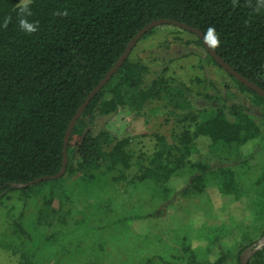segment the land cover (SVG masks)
<instances>
[{"label": "trees", "instance_id": "trees-1", "mask_svg": "<svg viewBox=\"0 0 264 264\" xmlns=\"http://www.w3.org/2000/svg\"><path fill=\"white\" fill-rule=\"evenodd\" d=\"M18 3L0 0V24L12 17L6 29L0 27V239L7 241L6 248L20 253L21 264H103L102 259L114 251L111 245L120 246L134 231L141 215L130 214L134 210L127 208L126 200L116 206L99 203L82 219L69 212L56 219L49 205L54 200L51 195L61 192L68 199L89 191L96 194L97 187L101 194L110 192L108 175L119 163L130 165L129 140L106 130L95 132L92 124L99 116L138 110L154 97H170L175 109L187 110V125L178 141L167 143L161 136L156 157L135 178L153 181L155 197L161 198L156 204L169 205L175 198L193 200L212 187L239 201L254 192V210L264 219V170L250 181L244 177L250 158L264 144L258 116L241 103L229 106V112L225 105L194 110L187 95L192 88L183 82L175 84V77L167 74L168 67L149 80V66L132 58L134 50L78 119L68 144L66 174L13 187L14 182L28 183L60 172L74 115L131 40L153 20H178L201 29L204 35L214 27L220 40L215 51L264 88V8L255 10L257 0H236L235 4L233 0H31L28 19L39 22L38 31L31 35L19 29ZM65 9L68 16L54 15ZM160 29L179 39L189 34L186 43L204 47L210 61L221 66L198 33L173 24L151 29L135 47ZM201 65H195L197 70ZM230 75L264 108L260 93ZM196 81L204 83L199 76ZM178 177L188 178L175 191L170 184ZM45 184H50L47 190L42 188ZM34 192L43 194L45 203L32 200ZM24 194L28 197L23 201ZM149 211L153 216L164 212ZM252 212L236 227L246 231L253 221ZM54 223L56 227L47 232ZM229 226L221 228L229 230ZM220 239H214L221 249L216 260L210 258V249L194 250L192 243H185L170 256L146 247L137 254L144 259L142 264H227L232 254L224 252ZM129 246L123 242L120 247L128 251ZM237 263L242 264L239 254ZM248 264H264V247Z\"/></svg>", "mask_w": 264, "mask_h": 264}, {"label": "rangeland", "instance_id": "rangeland-1", "mask_svg": "<svg viewBox=\"0 0 264 264\" xmlns=\"http://www.w3.org/2000/svg\"><path fill=\"white\" fill-rule=\"evenodd\" d=\"M161 30L163 29L150 35L133 49L132 58L142 59L149 66V80L157 77L168 67L167 74L175 77V84L183 82L192 88L187 95L191 99L194 110L201 107L225 105V109L229 112V106L241 103L258 116V121L264 129L263 106L255 104L250 93L243 91L227 70L212 63L204 47L186 43L190 37L187 33L179 39ZM189 53L192 55L185 57ZM198 64L203 65H201L202 69L197 70L195 65ZM197 76L203 78L204 83L197 82ZM200 91L203 94H199ZM206 94L213 95V97L209 98ZM169 99L170 97L164 96L154 97L138 110L119 111L99 116L92 124L95 132L106 130L118 139L129 140L127 149L131 155L130 165L124 166L119 163L117 164L119 168L108 175L110 186L108 193L101 194L97 187L95 188L96 194L89 191L73 199H68L63 192L52 194L54 200L49 205L51 215L60 219L69 212L75 214L76 219H82L95 210L94 206L99 203L116 206L123 204L124 200L128 201L127 208L134 210L130 214L141 215L136 220L134 231L128 233L126 240L123 241L130 244L128 247L130 252L120 247L123 242L119 243L120 246L111 245L114 251L102 259L103 264H142L144 259L138 258L139 249L143 252L146 247L156 254L170 256V252L180 249L185 243H192L194 250L197 248L210 249V258L216 260L221 252V249L215 245L216 237L221 238L224 252L232 254L227 264H238V254L242 263L245 255L240 252V249L254 242L257 244L264 236L263 216L256 213L253 207L256 200L254 192L249 197L245 196L243 201H239L212 187L206 194L196 199L184 200L180 197L181 199L178 200L175 198L171 204L163 203L160 207L156 203L161 198L155 197L153 181L144 182L135 179L156 157L163 141L161 136L165 137L164 142H177L186 128L187 121H184V114L187 110L175 109V105ZM249 161V167L243 169L245 170L244 177L250 181L264 170V144ZM185 178L174 179L170 186L175 191H179L185 185ZM133 179L136 182H133ZM49 185H42V188L47 190ZM27 197L24 194L21 199L24 201ZM33 197L32 200L40 199L42 203H45L43 194L34 192ZM205 202L209 204L206 205ZM152 209H163L164 212L162 215L153 216L151 214L153 211H149ZM251 209L253 221L246 231L236 227L239 222L247 221ZM123 210L127 209L123 208ZM4 215L6 211L1 213V216L4 217ZM229 223L230 229L228 230ZM224 224L227 227L221 228ZM55 227L54 223L48 227L47 232L50 233ZM4 243L7 241L0 239V264H21L20 253L6 248ZM132 251L135 253L131 256ZM126 255L130 256L125 257Z\"/></svg>", "mask_w": 264, "mask_h": 264}, {"label": "water", "instance_id": "water-1", "mask_svg": "<svg viewBox=\"0 0 264 264\" xmlns=\"http://www.w3.org/2000/svg\"><path fill=\"white\" fill-rule=\"evenodd\" d=\"M163 24L177 25V26H180V27H182L184 29L191 30V31H194V32L198 33L204 39V43H205V46H206L207 50L210 52V54L219 62V64L225 70H227L230 74L234 75L238 80H240L241 82H243L244 84H246L247 86L252 88L253 90H256L258 93H260L264 97V88L263 87H261L257 83L251 81L249 78H247L246 76L241 74L233 66H231V64H229L217 51H215L214 48H210L208 46V44L205 42V35H204V33H203V31L201 29H199L197 27L190 26L187 23H184V22H181V21H178V20H174V19L161 18V19L153 20L147 26H145L131 40V42L127 46L125 52L123 53L121 58L117 61L115 66L109 70V72L106 74V76L91 91V93L87 96V98L85 99L83 104L78 109L77 113L74 115V117H73V119H72V121H71V123L69 125L68 131L66 133V137H65L64 165H63L62 169L60 170V172L55 174V175H47V176L40 177V178H38V179H36L34 181H31V182H28V183H17V182H14L13 183V187H16V188L26 187L28 185H33V184L39 183L40 181H43V180L60 178V177H62V176H64L66 174L67 165H68V152H67L68 144H69L71 134L73 132V129H74L78 119L81 117V115L83 114V112L85 111L87 106L90 104V102L93 100V98L104 88V86L107 84V82L112 78V76L119 70V68L122 66V64L126 61V59L129 57V55L133 51V49H134L135 45L137 44V42L148 31H150L151 29H153V28H155L157 26L163 25ZM263 246H264V236H263V238L261 240H259L257 242V244L249 247L248 249H246L243 252L245 257L242 260V264H248L249 257L251 255L255 254L258 250L262 249Z\"/></svg>", "mask_w": 264, "mask_h": 264}, {"label": "clouds", "instance_id": "clouds-1", "mask_svg": "<svg viewBox=\"0 0 264 264\" xmlns=\"http://www.w3.org/2000/svg\"><path fill=\"white\" fill-rule=\"evenodd\" d=\"M233 3H236V0H233ZM31 0H19L17 5V22L19 25L20 31L25 34L31 35L38 31L39 22L38 21H30L28 17L32 16V11L30 8ZM261 8H264V0H257L256 3V11H259ZM54 15L66 17L69 15L68 10L65 9L63 11L57 10ZM12 17L7 16L4 18L0 27L7 28L9 23L11 22ZM205 42L208 44L210 48H216L220 44V40L218 34L215 31L214 27H209L207 32L205 33Z\"/></svg>", "mask_w": 264, "mask_h": 264}]
</instances>
